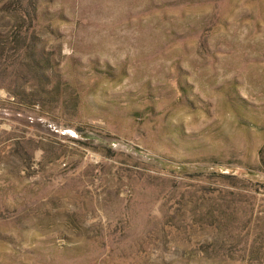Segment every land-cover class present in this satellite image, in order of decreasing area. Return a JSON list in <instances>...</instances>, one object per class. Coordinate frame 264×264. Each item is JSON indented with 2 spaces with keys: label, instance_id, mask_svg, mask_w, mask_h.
<instances>
[{
  "label": "rangeland",
  "instance_id": "374dc122",
  "mask_svg": "<svg viewBox=\"0 0 264 264\" xmlns=\"http://www.w3.org/2000/svg\"><path fill=\"white\" fill-rule=\"evenodd\" d=\"M0 264H264V0H0Z\"/></svg>",
  "mask_w": 264,
  "mask_h": 264
}]
</instances>
